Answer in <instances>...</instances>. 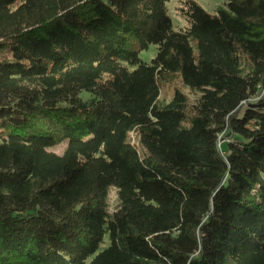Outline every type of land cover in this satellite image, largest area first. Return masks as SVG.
I'll use <instances>...</instances> for the list:
<instances>
[{
	"label": "trees",
	"instance_id": "obj_1",
	"mask_svg": "<svg viewBox=\"0 0 264 264\" xmlns=\"http://www.w3.org/2000/svg\"><path fill=\"white\" fill-rule=\"evenodd\" d=\"M168 1L0 0V264H264V0Z\"/></svg>",
	"mask_w": 264,
	"mask_h": 264
},
{
	"label": "rangeland",
	"instance_id": "obj_2",
	"mask_svg": "<svg viewBox=\"0 0 264 264\" xmlns=\"http://www.w3.org/2000/svg\"><path fill=\"white\" fill-rule=\"evenodd\" d=\"M198 5H200L206 12L210 14H215L217 12V9L220 7H225V1L226 0H194ZM180 3L177 0H169L167 2V12L172 22V27L174 30L181 29L186 26V19L180 15L178 6ZM156 53V46L150 45L148 49L143 50L140 52L139 57L145 61L149 62L150 59L154 56ZM261 92H264V88L261 89ZM62 149V146H57L53 148L52 150L56 153H60ZM108 200L110 203V208L114 209L117 205V194L115 189H110Z\"/></svg>",
	"mask_w": 264,
	"mask_h": 264
}]
</instances>
